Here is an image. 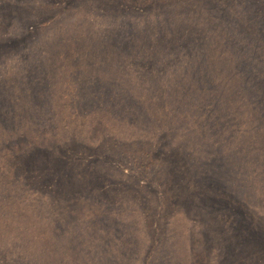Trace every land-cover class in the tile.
<instances>
[{
  "label": "rangeland",
  "instance_id": "374dc122",
  "mask_svg": "<svg viewBox=\"0 0 264 264\" xmlns=\"http://www.w3.org/2000/svg\"><path fill=\"white\" fill-rule=\"evenodd\" d=\"M0 264H264V0H0Z\"/></svg>",
  "mask_w": 264,
  "mask_h": 264
}]
</instances>
